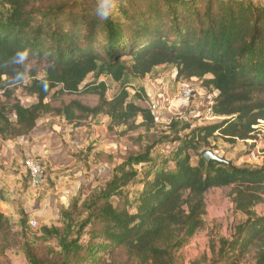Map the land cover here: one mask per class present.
<instances>
[{"label":"trees","instance_id":"trees-1","mask_svg":"<svg viewBox=\"0 0 264 264\" xmlns=\"http://www.w3.org/2000/svg\"><path fill=\"white\" fill-rule=\"evenodd\" d=\"M159 69L174 70L175 82L195 80L212 96L218 120L197 123L205 100L193 117L158 123L152 108L139 103L144 90L131 96L128 89L153 80ZM89 76L95 82L85 83ZM100 78L118 85L110 100ZM11 87L34 103L24 105ZM0 90L1 145L55 118L80 134L81 145L68 155L84 173L91 152L101 156L91 137L106 118L107 130L130 140L131 148L118 162L108 153L102 186L87 196L80 188L67 207L59 202L57 226L37 231L21 203L30 176L18 168L14 218L0 212V252L16 238L28 264H110L118 256L124 264H180L177 254L203 226L204 195L227 187L241 219L220 239L215 264L246 257L248 264H264V214L256 210L264 197V160L236 164L213 152L217 139L253 140L264 122V0H0ZM81 93L97 95V105L52 106L57 97ZM203 150L217 160L203 159ZM41 166V198H47L60 178L47 161ZM50 240L56 248L40 253Z\"/></svg>","mask_w":264,"mask_h":264},{"label":"rangeland","instance_id":"rangeland-1","mask_svg":"<svg viewBox=\"0 0 264 264\" xmlns=\"http://www.w3.org/2000/svg\"><path fill=\"white\" fill-rule=\"evenodd\" d=\"M33 67H35V63H31L28 69L31 70ZM184 81L200 87V85L192 79L175 82L174 70L159 69L153 80L146 77L142 81L132 82L129 85L128 91L130 95L133 96L136 91L142 88L145 92V97L144 101L139 103L142 106H151L158 123L166 126L167 123L176 116L183 117L184 119L199 114L205 106L206 97L203 96H194L190 99L178 98V87ZM93 82H95L94 79L89 76L85 83ZM100 82L105 83L107 87L105 97L107 100H110L116 92L118 85L105 78H100ZM96 83L98 84L99 81ZM9 89H14L13 92L15 97L20 99L24 105L34 103L30 98L20 97L16 87H11ZM201 92V94L206 93L204 90ZM3 99V91L0 90V101ZM72 100L78 101L88 107H94L98 103V96L85 93L64 95L57 97V99H54L51 103L53 107H61ZM39 123H41V121H39ZM47 123H49L48 127H50V132L46 139L50 140V144H52L53 147L49 146V148H44L42 146L40 150L43 152L45 149H48L49 153L47 152L46 155L49 154L51 159L55 158L54 166L57 168L55 169V167L52 166L54 167V171L58 174L60 181L55 186V193L47 198H41L43 192L39 186L35 190L30 187V193L21 199L22 207L28 214L29 222L34 221L36 223L34 227L30 224V228L33 231H37L41 226H57V204L60 202L67 207L80 188L83 187V196H87L94 188L102 186L108 173V165L104 163L108 153L118 162L120 158L131 149L129 145L130 140L125 137L118 138L114 133L107 130V120L105 118L101 123L93 126L94 134L91 137V140L95 141L94 144L96 147L100 149L101 156L94 158L91 152L88 159L89 164L86 165L85 162L82 165L86 172L82 173L80 170H75L72 167L75 159L68 155L71 147H79L81 145L79 141L80 134H77L78 131L73 132L72 129H64L62 123L55 118H47ZM197 123H199V120ZM255 129L256 132L253 134V140H247L245 142L235 140L231 143L227 142L225 139H217L213 142V152L223 156L227 160L234 161L236 164L246 163L261 165L264 160V122L260 121ZM53 130L57 131L53 132ZM130 135L135 136L137 132ZM17 143L18 142H9V145H13L19 152V164L16 170L14 168L15 164L8 170H4L0 166V179L8 180L7 183H1L0 185L3 189H7L8 191V195L5 199L0 197V201L7 204L9 207L5 216H10L12 218H14L15 212V207L12 202L17 198L18 194L16 193L14 185H19L21 183V178H19L20 172H18L17 169L19 168L21 172L26 171L24 168L26 156H24L22 149L20 150L21 145H17ZM6 144L8 143L3 145L5 146ZM45 158V156H40L42 161H47ZM93 162H99V164H94ZM8 185L12 188L9 189L10 187L8 188ZM230 193L231 188L225 187L213 188L204 195L205 212L203 215V226L177 254L180 264H215L216 251L219 247L220 239L228 238L232 232L233 226L241 219V216L233 210ZM23 199H25V201ZM3 210H6L5 207ZM256 210L259 214H264V197L263 202L256 206ZM10 233H15L14 227L10 228ZM16 241V238L15 240L13 238L9 239L10 244L13 246L5 250L4 253L0 252V264H28L25 255L19 250ZM50 246L55 249L56 242L50 240L46 244L41 245L40 253H47L46 248ZM247 259L246 257L237 264H248ZM110 264H124L123 256L116 257Z\"/></svg>","mask_w":264,"mask_h":264},{"label":"crops","instance_id":"crops-1","mask_svg":"<svg viewBox=\"0 0 264 264\" xmlns=\"http://www.w3.org/2000/svg\"><path fill=\"white\" fill-rule=\"evenodd\" d=\"M148 101L150 100L148 99ZM39 121H41V123H39ZM39 121L36 123L35 128L31 131V133L27 137H24L19 141H17L18 142L17 145L18 144L21 145L20 150L22 149V151L24 152V156L30 155L33 157H38L40 161H41L40 156L42 157L45 156L46 157L45 159L51 165L54 166L55 158L51 159L49 157V154L46 155L47 152L49 153V150L45 149V151L43 152L40 150L42 149V146L44 148H49V146L53 147V145L50 144V140L46 139L49 136V132H50L49 129L50 127H48L49 123H47V119L39 120ZM55 131L57 130H53V132ZM18 160H19V152L13 145H9V142L5 146L0 144V166L2 167V169L4 170L11 169V166H13L14 164H19ZM54 167L55 169L57 168L56 166ZM23 200L25 201V199ZM4 207L6 210H3ZM8 210H9L8 205L0 201V212L6 215Z\"/></svg>","mask_w":264,"mask_h":264},{"label":"built area","instance_id":"built-area-1","mask_svg":"<svg viewBox=\"0 0 264 264\" xmlns=\"http://www.w3.org/2000/svg\"><path fill=\"white\" fill-rule=\"evenodd\" d=\"M201 91L202 89L199 86L184 81L179 85L177 95L179 99H190L194 96L206 97L207 107L201 113L199 124H209L213 121L218 120V118L214 116L212 111V96L207 95L206 93L201 94ZM24 168L30 176V187L31 189L35 190L41 183L43 177L41 161L38 159V157L26 156L24 160ZM30 224L33 227L36 225L34 221L30 222Z\"/></svg>","mask_w":264,"mask_h":264},{"label":"clouds","instance_id":"clouds-1","mask_svg":"<svg viewBox=\"0 0 264 264\" xmlns=\"http://www.w3.org/2000/svg\"><path fill=\"white\" fill-rule=\"evenodd\" d=\"M110 14H111V6L107 3H105V5L103 6V9L101 11V15L103 16V18L107 19ZM17 55L20 58V60H23L26 58L27 53L26 52H19V53H17Z\"/></svg>","mask_w":264,"mask_h":264},{"label":"water","instance_id":"water-1","mask_svg":"<svg viewBox=\"0 0 264 264\" xmlns=\"http://www.w3.org/2000/svg\"><path fill=\"white\" fill-rule=\"evenodd\" d=\"M200 154H201L202 158L205 160H217V158L215 156H213L210 151L203 150L200 152Z\"/></svg>","mask_w":264,"mask_h":264}]
</instances>
